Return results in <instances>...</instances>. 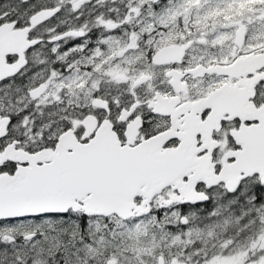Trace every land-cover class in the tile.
Masks as SVG:
<instances>
[{
  "label": "snow or ice",
  "instance_id": "obj_1",
  "mask_svg": "<svg viewBox=\"0 0 264 264\" xmlns=\"http://www.w3.org/2000/svg\"><path fill=\"white\" fill-rule=\"evenodd\" d=\"M0 264H264V0H0Z\"/></svg>",
  "mask_w": 264,
  "mask_h": 264
}]
</instances>
